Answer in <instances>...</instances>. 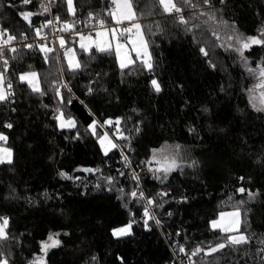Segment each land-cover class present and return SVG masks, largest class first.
Returning <instances> with one entry per match:
<instances>
[{"label":"trees","instance_id":"obj_1","mask_svg":"<svg viewBox=\"0 0 264 264\" xmlns=\"http://www.w3.org/2000/svg\"><path fill=\"white\" fill-rule=\"evenodd\" d=\"M9 4L14 7H8ZM132 4L149 44L155 75L163 87L159 95L149 84L152 73L122 76L114 51L109 55L93 50L89 59L76 45L75 35H66L65 39L69 44L74 41L77 59L82 66L86 65L76 74L66 68L63 59L59 65L54 52L49 54L47 63L37 47L30 50L12 44L18 51L22 49L16 60L12 56L17 54L5 52V59L9 61L6 79L12 82L16 95L14 104L0 103V132L7 136L5 142L13 151L12 164L0 165V217L10 218L9 236L18 238V243L3 248L5 257L10 261L15 258L16 264H27L39 252L40 242L53 231L61 233L58 236L61 245L48 252L45 264H121L118 257H123V264H174L176 243L184 245L189 252L196 246L207 248L225 238L226 234L212 229L209 221L220 212L238 206L241 231L258 238L241 251L254 252L259 240H264V112L256 111L248 99V90L256 83L258 72L250 75L238 54L229 55L214 46L211 42L215 37L208 31L203 46L212 48L211 58L219 65L213 71L193 45L191 33L185 35L182 29L173 26V21L163 14L159 0H132ZM40 5L41 0H32L29 5H21L20 0H0V24L20 39L28 24L19 13H37L31 19L33 28L39 27L47 18L46 13L39 14L43 11ZM73 6L75 17L68 15L67 4L60 0L50 5L52 14H59L61 20H82L92 12L99 14L105 25L113 24L108 15L110 0H73ZM223 16L229 24L235 21L236 28L245 37H260L259 30L264 27V0H228ZM157 24L164 29V35L148 32L149 27L156 31ZM217 31L226 41L228 29L219 25ZM27 36L28 39L36 37L34 31H28ZM251 52V55L245 52L249 66L255 68L257 63L264 66V47L253 46ZM2 70L3 61H0ZM29 70L38 72L46 96L41 98L26 83L19 82V74ZM54 79L67 82L74 93L73 103L65 112L78 122L81 133L78 140L64 139L75 135V130L61 134L51 119L56 101L49 89ZM93 79L98 80L91 85L97 91L87 96L89 80ZM221 83L231 85L227 94L219 91ZM101 87L107 91L99 90ZM81 100L100 124L112 118L115 125V118H123L121 131L130 137L129 141L117 139L113 125L107 131L131 159L135 171L149 166L154 149L167 144L186 148L189 159L169 173L163 183L155 176L140 181L146 194L170 193L164 198L167 201L164 207L157 210L163 227L150 221L152 230L145 231L140 205L129 202L126 208L125 201L117 198L120 195L117 191L95 187L105 183V175H116L117 169H123V161L119 148L113 149L108 157L103 156L97 138L87 130L93 117ZM205 104L210 109L208 114L201 111ZM13 107L17 109L15 112L11 110ZM7 122L13 124L12 129L4 127ZM137 126L139 133L135 131ZM189 127H195L196 133H190ZM104 131L97 127L99 134ZM192 160L199 161V166L188 167ZM84 168H100L102 173L77 170ZM60 170L79 179L61 178L57 174ZM241 176L243 181L239 180ZM121 182L126 190L133 186L123 178ZM239 187L254 193L258 190L259 194L249 200L247 192L236 191ZM45 192L50 198H44ZM182 197H187V202H181ZM241 200L247 203L240 206ZM169 211L173 213L170 217ZM130 212L140 221L133 225V234L119 239L112 237L111 229L127 224ZM65 232L70 235L64 236ZM226 255L227 249L224 256L217 253L204 257L201 253L193 260L198 264L213 260L216 264H225ZM93 256L97 257L96 262L91 260ZM184 264H188L186 258ZM249 264H259V261L250 260Z\"/></svg>","mask_w":264,"mask_h":264},{"label":"snow or ice","instance_id":"obj_2","mask_svg":"<svg viewBox=\"0 0 264 264\" xmlns=\"http://www.w3.org/2000/svg\"><path fill=\"white\" fill-rule=\"evenodd\" d=\"M56 0H50V4H55ZM61 3L67 4V13L69 16L75 17L76 12L73 6V0H60ZM21 5H29L32 3V0H20ZM112 3L116 6L115 9L108 13L111 16L112 21L115 22V25H121L125 21L131 22V27H123V28H107L105 27V20L99 18V14H94L90 12L88 14L87 20L84 22V26L87 28L90 26V22L95 19L96 24L100 25L101 31H96L95 39L89 34L86 36L83 32L76 30V23L78 21L73 20L69 22L68 20L61 21V16L59 14L55 15L54 19L45 18L44 22L39 26L33 28L32 26V17L37 13L31 11L20 12L19 16L23 19V21L27 22L28 29L25 32L20 33V40L26 41L28 39L27 32L34 31L35 36L40 40H46L47 34L44 33V29L52 28L54 31H59L62 33H69L70 35H75L79 37V49L83 51V53L88 54L89 59L92 58L91 53L93 50L98 53L112 54L113 51L115 53V58L118 63L119 69L121 70V75H132L136 72H148L152 73V76L149 80V84L153 92L159 95L163 91L162 84L158 77L155 75V64L153 62L152 55L149 51L148 41L144 38V29L141 23L137 22V13L133 7L132 0H112ZM217 3L219 7H217ZM159 5L162 8L163 14H166L169 19L173 21V26L179 29H182L184 34L187 35L191 33L192 43L194 46L198 47L199 53L202 57L205 58V62L208 67L213 71H217L219 65L212 60L211 53L212 48H206L203 46L206 42L207 32L211 31L215 40L211 43L214 46H218L222 48L226 53L231 55L232 53L238 54L239 61L242 63L246 69V71L250 75H256L258 72L260 83L255 87L259 88V102L257 103V97L252 95L254 89H249L250 93V103L252 107L258 112H264V66L261 63H257L255 68L249 66V58L245 55V52L248 51L249 55L252 54L251 50L253 46H261L264 47V27H262L260 31V37L257 36H247L245 37L242 33L238 31L235 26V21L231 24L227 20L224 19L223 13L225 8L228 6V0H159ZM8 7H14V5L9 4ZM40 7L43 9L40 12V15H44L45 13H51V7L44 5L41 3ZM57 25L59 28L57 29ZM219 25H223L228 31L225 33L226 41L221 39L219 32L217 31V27ZM93 27L95 25H92ZM148 32L151 35H156L159 33L160 35H164V29L160 27L159 24L156 25V31H152V28L149 27ZM7 36L4 39V36ZM134 36V38H133ZM59 47L61 49H65V45L67 41L65 40L63 35H59ZM17 39V36L12 35L7 28L0 27V60L3 61V70L0 71V103H15V91L13 89V84L10 80L6 79V73L9 70V61L5 59V52H11L17 55H13L12 59L16 60L19 55V51H22L16 47L11 46L12 42ZM217 41L220 43L217 45ZM128 44H131V48L128 47ZM39 52H41L44 56V61L47 63L50 59L49 54L53 53L55 50L52 47H49L46 43H39L36 45ZM23 48L33 49L34 45L30 43H24ZM131 53H135V59L132 58ZM64 59L67 61V68L73 74H76L80 70H82L81 62L77 59L76 52L73 48H66L64 50ZM139 61V64H137ZM135 66V67H133ZM226 72V70H225ZM100 73H96L95 76L100 77ZM19 82L27 84L28 88L31 89L32 93L38 94L41 98L47 95L46 91H43L40 87V84L37 80V73L34 71L23 72L19 74ZM98 80H89V86L85 92V95L91 96L93 95L97 89H94L91 85L93 83H97ZM52 87L49 89L53 93V99L56 101L55 106L51 109L53 119L56 122V128L58 131L63 134L65 130L71 132L75 130V135L72 136H64L66 140H78L81 138V133L77 127V121L71 115H68L65 112V109L68 108L69 105L73 103L74 93L72 92V88L69 86L67 82H61L57 80H52ZM231 85L227 86L224 83H221L219 86V91L221 93L227 94L228 88ZM179 87H183L180 85ZM61 89L66 90L62 92ZM103 91H107V89H101ZM82 105L88 110L90 116L93 117L91 122L87 126V130L91 132L92 136L97 138V142L102 151L104 157H108L109 153L112 152L113 149H120L121 160L123 161V169H127L128 171H124L123 169H117L116 175H105L103 177L105 183L104 184H96L95 187L102 188L106 187L108 191H117L120 195L117 197L118 199H122L125 201L124 207H129V202L140 205L142 207V223L145 231L152 230V224L157 227H163V221L159 218L157 214L158 209H162L164 207V203L167 201L164 200L165 197L170 196V193L167 191H160L155 193V196L152 194H146V192L141 188V177L136 173L135 169L132 168L131 159L124 153L123 148L113 142V139L110 138L107 131H105L102 135L97 132V127L103 128L105 125L111 127L113 125L112 118L105 119L103 124L95 118V114L92 112L88 105L84 103L83 100L80 101ZM186 104L189 101H185ZM42 107L49 108V105L42 104ZM15 112L17 109L13 107L11 109ZM201 111L205 114L210 113V109L207 104L203 105ZM123 118L117 117L115 118V133L117 139L129 141L130 137L124 135L123 131H121V121ZM139 121H137V125H139ZM5 128L12 129L13 124L11 122H7L4 124ZM137 133L140 132V128L137 126L135 128ZM195 127H189V132L195 134ZM222 131V130H221ZM7 136H5L2 132H0V141H7ZM179 147V146H177ZM61 151H63L61 149ZM157 150H153L155 153ZM53 159V157H50ZM13 162V151L11 148L0 146V165L8 164L11 165ZM155 163L156 167H152L151 165ZM264 162V161H262ZM143 163V162H142ZM148 171L153 173L155 179L163 181L168 179L169 173L175 171L179 164L175 157L169 158L165 156L163 159H158L155 155H153L152 159L148 161ZM199 166V161L192 160V162L188 165L190 168H196ZM82 170L89 173H97L101 172L100 168H84L77 169ZM61 178L65 179H79V177L69 176L68 173L60 170L57 173ZM158 174V175H157ZM121 178L124 180H128L132 182V187L130 190H126L121 182ZM240 181L244 180V177H239ZM15 190H13L14 192ZM236 191L240 194H244L247 192L249 200L254 199L258 194L257 192H252L249 189L244 187H239ZM45 199L50 198L45 192L43 194ZM181 202H187V197H182ZM247 202L241 200L238 202L240 206H243ZM63 210H61L62 212ZM130 219L129 222L117 228L111 229V235L114 238H123L126 236H131L133 225L139 224L140 221L135 219L134 213H129ZM167 215L170 217L173 215L171 211L167 212ZM152 222L150 224L149 222ZM209 224L212 229L220 230V232L226 234L225 238L221 239L219 242H216L214 245H210L207 248L196 246L190 253L186 251L184 245L176 243L174 246V254H176L179 258V264H184V259L186 258L188 264H198L197 261L193 260V257H196L198 254L203 253L204 257L212 256L213 254L220 253L224 256V250L227 249V255L225 256V264H249L250 260H258L259 264H264V240H259V246L255 249L254 252L249 250L241 251L242 248L247 249L248 246L251 245L253 240H257L258 238L254 235H248L244 231H241V212L239 206L233 212H220L219 217L217 219H213L209 221ZM10 226V218L9 217H0V264H16L15 258L11 261L5 257L3 248H10L14 242L18 243V238L9 236V232L7 231ZM23 235V234H22ZM61 233H50L47 236L46 241L40 242V252L47 254L49 249L56 248L61 245V240L56 239L54 237L60 236ZM64 236L70 235L69 233H63ZM176 235L179 236L180 232L177 231ZM18 246L22 247V244H18ZM8 255H11V251H9ZM121 260V264H123V257H118ZM93 262L97 261V257H91ZM27 264H45L43 257L37 258V254H33V259L28 260ZM174 264L176 262L174 261ZM209 264H216V261H209Z\"/></svg>","mask_w":264,"mask_h":264},{"label":"built area","instance_id":"obj_3","mask_svg":"<svg viewBox=\"0 0 264 264\" xmlns=\"http://www.w3.org/2000/svg\"><path fill=\"white\" fill-rule=\"evenodd\" d=\"M41 3H43L44 5H47V6L51 5L50 4V0H41ZM46 15H47V19H54V17H55L52 14V12L50 14L46 13ZM99 18L102 19L101 17H99ZM73 20L78 21L76 23V30L83 32L87 36L90 34L93 37L96 29H98L100 27V25L96 24L95 19H93L90 22V26L87 27V28L84 26V22L87 20V18L82 19V20L80 18H70V19H68L69 22H72ZM61 21H63V20H61ZM92 25H95V26L93 27ZM0 27H3V26L0 24ZM126 27H131V23H127ZM58 28H59V25H57V29ZM44 33L47 34L46 40H40L38 37H34L32 39H27L26 41H21L20 39H16L15 41L12 42V44L15 45V46L21 47V46H23L24 43H30V44H33L34 48H35L36 45L39 44V43H46L49 47H52L55 50L54 53L56 55V58H57V61H58L59 65H60V60L62 59V50L63 49H61L59 47V40H58L57 37L59 35H63L65 37L66 35H70V34L69 33H62V32H59V31H54L52 28L46 29V31H44ZM6 38H7V36L5 35L4 39H6ZM0 61H2V60H0ZM114 127H115V125H113L111 128H114ZM103 128L105 129V131H107V129L109 127H107L105 125ZM151 166L154 168L153 165H151ZM148 167L149 166H143L138 171H136V173L141 177V179H144L146 177H150V178L154 177V174L150 173L148 171ZM141 218H142V216H141ZM190 252L191 251H189V253ZM174 257H175L176 262L179 264L178 256L174 255Z\"/></svg>","mask_w":264,"mask_h":264},{"label":"rangeland","instance_id":"obj_4","mask_svg":"<svg viewBox=\"0 0 264 264\" xmlns=\"http://www.w3.org/2000/svg\"><path fill=\"white\" fill-rule=\"evenodd\" d=\"M111 27V26H110ZM112 27H116V26H112ZM111 27V28H112ZM109 28V27H108ZM118 28V27H117ZM119 29V28H118ZM87 36V35H86ZM94 36V35H93ZM94 39V38H93ZM66 40V39H65ZM67 41V40H66ZM77 46H79V37H78V39H77V44H76ZM66 48H73L74 49V46L72 45V44H69V43H66V45H65V49ZM65 49H63V51L65 50ZM66 63H67V61H66ZM29 71H34V70H29ZM24 72H28V71H24ZM34 72H36L37 73V80H38V82H39V84H40V87H41V82H40V78H39V75H38V72L37 71H34ZM23 73V72H22ZM26 83V82H25ZM260 83V78L258 77V79H257V81H256V83H254V85L250 88V89H254V92L252 93V95H255L256 97H257V103L259 102V95H260V89L259 88H256L255 86L257 85V84H259ZM249 97H250V93H249V91H248V99H249ZM249 102H250V99H249ZM251 104V103H250ZM252 105V104H251ZM107 126V125H106ZM107 127H109V126H107ZM105 132V131H104ZM103 132V133H104ZM108 132V131H107ZM102 133V134H103ZM101 134V135H102ZM108 134H109V136H110V138H112L113 139V137H112V135L108 132ZM113 142H115L114 141V139H113ZM0 146H3V147H7V148H10L7 144H6V142L5 141H0ZM177 146H179V147H177ZM153 155H155L158 159H163L165 156H167V157H169V158H172V157H175V159L177 160V162H178V164L180 165V164H182V163H184L185 161H187L188 159H189V157H188V152H187V150H186V148L184 147V146H181V145H178V144H167V145H164V146H162V147H160V148H158L157 149V151L154 153L153 152V154H152V157H153ZM152 159V158H151ZM153 164H154V166L156 167V165H155V163L153 162ZM158 175V174H157ZM126 225V224H125ZM122 226H124V225H122ZM122 226H116V227H114V228H117V227H122ZM50 233H57L56 231H53V232H50ZM49 233V234H50ZM54 238H56V239H59V237H54ZM47 240V238L45 239V240H43V241H46ZM53 249V248H52ZM51 249H49L48 250V252L50 251ZM48 252H47V254H48ZM37 254V258H39V257H43V259H44V261H45V258H46V255L47 254H44V253H41L40 252V250H39V252L38 253H36ZM33 259V258H32Z\"/></svg>","mask_w":264,"mask_h":264},{"label":"crops","instance_id":"obj_5","mask_svg":"<svg viewBox=\"0 0 264 264\" xmlns=\"http://www.w3.org/2000/svg\"><path fill=\"white\" fill-rule=\"evenodd\" d=\"M110 2H111V7H110V10L111 11H113L114 9H115V5L112 3V0H110ZM138 22V21H137ZM112 23L113 24H111V25H105V27H109V29L112 27V26H116V27H118V28H123V27H126V24L127 23H131L130 21H125L123 24H121V25H115V22L114 21H112ZM111 26V27H110ZM102 29H101V27H99L98 29H96V31H101ZM96 31H95V33H96ZM95 33H94V36H93V38L95 39L96 37H95ZM76 37V44H77V39H78V36H75ZM65 38V37H64ZM133 38H134V36H133ZM73 41V40H72ZM74 42V41H73ZM72 44V43H71ZM128 47L129 48H131V44H128ZM74 50H75V47H74ZM63 53H64V51L62 50V59H63V62H64V65L66 66V68H67V63H66V60L64 59V55H63ZM133 55L135 56V53H131V56H132V58H133ZM68 69V68H67ZM236 209H231V210H226V211H222V212H233V211H235ZM219 217V214H218V216L215 218V219H217ZM211 227V226H210ZM216 230H218V229H216Z\"/></svg>","mask_w":264,"mask_h":264},{"label":"water","instance_id":"obj_6","mask_svg":"<svg viewBox=\"0 0 264 264\" xmlns=\"http://www.w3.org/2000/svg\"><path fill=\"white\" fill-rule=\"evenodd\" d=\"M70 43H73V41H71Z\"/></svg>","mask_w":264,"mask_h":264},{"label":"bare ground","instance_id":"obj_7","mask_svg":"<svg viewBox=\"0 0 264 264\" xmlns=\"http://www.w3.org/2000/svg\"><path fill=\"white\" fill-rule=\"evenodd\" d=\"M112 130V129H111Z\"/></svg>","mask_w":264,"mask_h":264}]
</instances>
